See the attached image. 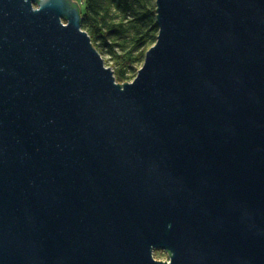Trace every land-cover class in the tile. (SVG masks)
Instances as JSON below:
<instances>
[{
    "label": "water",
    "instance_id": "obj_1",
    "mask_svg": "<svg viewBox=\"0 0 264 264\" xmlns=\"http://www.w3.org/2000/svg\"><path fill=\"white\" fill-rule=\"evenodd\" d=\"M156 4L119 84L77 2L0 0V264H264V0Z\"/></svg>",
    "mask_w": 264,
    "mask_h": 264
},
{
    "label": "trees",
    "instance_id": "obj_2",
    "mask_svg": "<svg viewBox=\"0 0 264 264\" xmlns=\"http://www.w3.org/2000/svg\"><path fill=\"white\" fill-rule=\"evenodd\" d=\"M82 29L119 84L132 82L159 36L156 0H84Z\"/></svg>",
    "mask_w": 264,
    "mask_h": 264
},
{
    "label": "rangeland",
    "instance_id": "obj_3",
    "mask_svg": "<svg viewBox=\"0 0 264 264\" xmlns=\"http://www.w3.org/2000/svg\"><path fill=\"white\" fill-rule=\"evenodd\" d=\"M73 2H77V4L80 7L81 11H84V5H83L84 4V0H73ZM109 68H111V67H109ZM153 255H154V259L157 260V261L171 263L170 262V254L168 252H166V251H163V250H155Z\"/></svg>",
    "mask_w": 264,
    "mask_h": 264
}]
</instances>
